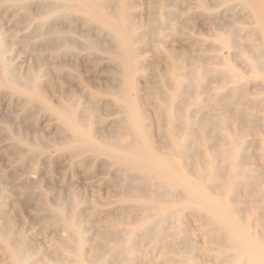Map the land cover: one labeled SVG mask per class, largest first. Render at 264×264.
<instances>
[{"label":"bare ground","instance_id":"6f19581e","mask_svg":"<svg viewBox=\"0 0 264 264\" xmlns=\"http://www.w3.org/2000/svg\"><path fill=\"white\" fill-rule=\"evenodd\" d=\"M31 2L38 6L37 21L26 24L25 38L0 31V96L25 113L19 117L15 109L0 116L8 154L14 155L8 160L26 173L47 161L50 150L66 155L72 167L100 159L115 172L119 206L105 209V201L88 202L74 189L48 184L35 192V179L26 177L21 187L0 174V264L41 260L28 235L13 225L9 206L16 203L7 189L40 202L43 226L61 225L63 235L50 242L53 262L264 264V0H146L144 17L134 0H0L28 19ZM233 2L246 12L249 28L226 18ZM74 13L107 43L93 34L83 36L81 45L71 39ZM194 16L214 26L210 43L184 26ZM181 38L188 41L185 51L174 46ZM31 39L49 43L52 53L23 70L9 53L17 43L29 49ZM75 48L86 56L105 51L115 82L87 92L64 87V58L75 59ZM149 53L163 61L161 70L149 63ZM53 75L61 82L57 95ZM99 111L114 115L110 129L103 127ZM39 117L52 119V138L37 132ZM185 215L198 222L195 229L204 237L198 245L201 262L193 257L197 247ZM141 242L149 249H139ZM62 251L67 257L57 255Z\"/></svg>","mask_w":264,"mask_h":264},{"label":"rangeland","instance_id":"374dc122","mask_svg":"<svg viewBox=\"0 0 264 264\" xmlns=\"http://www.w3.org/2000/svg\"><path fill=\"white\" fill-rule=\"evenodd\" d=\"M134 2L139 7V13H142V14H140L141 17L143 16V14L146 16V14H148L147 11L149 10V7L146 6V5H148L146 0H134ZM31 3L34 4L35 7L33 5V8H34L33 9L32 5L30 4V7L32 8L30 10H32V12L34 14L31 12V15L33 14V16L30 15L29 19H28L27 15L23 14V12H19V11H15V10L13 11L10 8H7V7L2 6L0 4V31H2V32L4 31L3 33H5L6 35H9V37L16 36L20 40L25 38L26 29H27L26 24L27 23H32V25H34V24H36V21H37V16H36L37 13L36 12L38 11L37 10L38 6L35 3H33V2H31ZM233 5L234 6L231 7L233 9H230L231 11L230 10L226 11V16H227L226 18L227 19H231L232 18L233 20H235L234 22L237 24V26H243V27H248L249 28L250 26H248V24L245 23V21L248 20V17L246 16V12L244 10H242L237 3L234 4V2H233ZM183 7H185V4L183 5ZM235 12L238 15H235ZM15 15H17V16H15ZM235 16L239 17L238 20L236 19ZM15 17H16L17 22L15 21ZM23 17L25 18L24 19L25 21L22 20ZM72 17H73V20H74L73 25H72L74 30L71 29V31L69 32V34H70L69 36L71 37V39H74L75 42L78 45H81V40H82L83 36H91L92 34H93L92 36L95 35L94 38H97L98 40L101 41L102 45L107 43L103 39V35H100V34L96 33L95 31H93L91 29L89 30V28L87 26L83 25V23L81 22L80 18L75 13H74V15H72ZM18 19H19V21H18ZM20 20H22V21L20 22ZM27 20L28 21L30 20V21L26 22ZM184 26L187 28V31L192 33L193 37H197V38L200 37V38H202V40H206L208 43L211 42L210 34L212 33V31L215 30V28H213L214 26L212 24L203 23L201 21V18H199V17L196 18L194 16L192 20H189V22L184 23ZM204 32H206V33H204ZM49 36L53 37L54 33L53 32H49ZM28 45L29 46H26V47L27 48L29 47V49L25 50L24 46H22L21 43H17L16 45H14L12 47V49H11V51L9 53V55L11 54L10 58L12 60L15 59L14 63L16 65H18V67L20 69H23V68L26 69V66L29 68L30 66L39 65V62H38L39 57H41L43 60L44 59L46 60L47 58H49V56L52 53V50L49 49V43H47V42H45V44H44V41H39V40L36 41L34 39H31V40H29ZM43 46H44V48H42ZM174 46H175V49L177 51H183V50L185 51V50H187L189 48L188 47V41L185 40L184 38L178 39L174 43ZM30 47H31V49H30ZM35 48H36V50H35ZM12 54H14V55H12ZM72 55L74 56L73 58H75V59H70L68 57L64 58L65 61L67 60L65 62L64 69H63V73H64V76H65V79L63 80L65 82L63 84L64 87H66V88L69 87L71 89H76V90H81L82 92H87V91H85L86 89L92 90V89H94V86H95V88H103L104 85H109L110 83H114L115 82L114 80H112V72H113V67L112 66H113V64H112L110 58L108 57V54L105 51H103L100 48H98V49H96L94 51V53L91 56H86L85 52L82 49L75 48V49H73ZM151 55H152V57H151ZM32 56H34V57L31 58ZM99 56H100V58L98 59ZM147 57H148L147 58L148 61H152V59H153L152 63L151 62H149V63L152 64L155 68L157 67L156 68L157 70H161L163 68V63H162L163 61L160 63L161 59L159 57H157V56H155V55H153L151 53H149L147 55ZM29 58H30V60H29ZM93 58H95V59L93 60ZM90 59H92V60H90ZM156 59L158 60V62L156 61ZM82 60L84 61V63H83ZM71 61H72V63H71ZM154 61L157 62V63H155ZM16 62H19V63L21 62V63L18 64ZM68 62H70V63H68ZM73 62H75V63L73 64ZM33 63H35V64L33 65ZM83 64H85V66ZM70 65H72V66L70 67ZM90 65L93 66V67H91ZM86 66H88L87 69L85 68ZM25 69H23V70H25ZM109 78H110V80H109ZM107 79L110 82H108ZM53 82H54V85H56V87H57L56 90H54V93H56V95H57V91H60L59 85L61 86V84H60L61 82H60L59 78L56 77V75H53V77H52V83ZM55 83H57V84H55ZM102 85H103V87H101ZM90 86H92L93 88H91ZM62 89L64 90V88H62ZM3 96H5V95L2 94V96H0V116H5L7 113H9L10 110H11L10 113L11 112L13 113V111L15 109L16 110L18 109V111H16V110L14 111L15 114H17L19 117H23V116L25 117V113L22 110L20 104H18V103L15 104L16 102H13V103L10 102L9 103V99L5 98ZM102 98H101V100L105 99V97H102ZM1 102H3V103H1ZM8 104H10V105H8ZM102 104H103V102H102ZM11 107H14V109L12 110ZM98 114H99V117L101 118L103 127H105V129H110V126H111V124H112V122L114 120V115L113 114H108L105 111H99ZM43 118L44 117H42V119H41V117H39V119H38L39 121H37L38 122L37 125H36V129H38L37 132L40 133L41 135H43L44 137L52 138L55 135V126L53 124V121L50 118H45V119H43ZM46 119L47 120L50 119L49 122H48L49 124L47 123ZM150 122H153V119H151ZM106 123H108L107 126H106ZM26 124H27V126H29V123H26ZM153 125L154 124L152 123V126ZM107 127H109V128H107ZM152 131H153V136L156 139H161L162 138V133L160 131L158 132L154 128L152 129ZM52 132H54V133H52ZM3 134H4L3 130H0V141H1L0 142V150H1L0 151V174L2 176H5L9 182L11 181L12 183L15 182V183H18V185H20V184L22 185L23 184L22 180L25 179L26 177H30L32 181H34V179H35V181H37V185L38 186L33 188L35 190V192H37V191L40 192V191L46 189L47 188L46 184H48V186L51 185V186H53L56 189H63V191H66L67 189H74L77 192L79 197L85 198L86 201H88V202H92V201L96 200L97 202L99 201V202L104 203V201H105V203H104V204H106L104 206L105 209H109V210L113 209L114 210L116 208V206H119V204L115 201V196H116V191H115L116 182L115 181H117L116 180L117 178L115 177L116 176L115 172L111 168L104 167V165L100 163V162H102V160L97 159L96 161L91 162V164H89V165L88 164L82 165V167L80 165L77 166V167H72L70 165V160H69V158L66 155H63V154H60V153L56 154L55 151L50 150V158L47 161H45L44 163L42 162L40 165L35 166L29 172L27 171L25 173L26 168H24L23 170L21 168L15 169V163H12V162H10L11 160H8L9 158L12 159L13 158L12 156H14V155H12V153L8 154V152L10 153V151L7 150L8 145H9V140L7 138L5 139V136ZM2 135H3V137H2ZM1 146H3V147H1ZM5 153H7V154H5ZM97 163H98L99 166L97 165ZM6 165L8 167H6ZM61 165H63V166L61 167ZM100 169H102V170L100 171ZM111 170H112L113 174L110 172ZM41 171H44V172H41ZM41 173H42V175H41ZM74 174H76V175H74ZM46 175H47V177H46ZM67 175L69 177H67ZM99 176H100L101 179H99ZM41 177L45 178V181H46L45 183L43 182L44 178H41ZM9 178H11V179H9ZM47 178H49L50 180L47 179ZM67 179H68V181H67ZM70 179H73V180H70ZM103 179H104V181H103ZM69 180H70V183L72 182L71 184L69 183ZM66 181H67L68 184L66 183ZM58 182H60V183H58ZM23 185L21 187H25V183ZM93 186H95V187H93ZM77 187H79V188L81 187V188L79 189ZM87 188H89V189H87ZM86 190L88 191V193H87ZM5 192L10 194V196H12L13 200H15L14 203H16V205L14 204L12 206H9V212H10V215H11V218H12L11 220L13 222V225H14V227L16 229H18L19 231H22L23 233H25L26 236L28 235L27 239H28V241H29V243H30V245L32 247V250L35 253H37V255L39 257H41L40 258L41 260H39V264H41L43 262H45V263L49 262L51 264H65V263H62V262H53L56 253H54V251H53L54 249L51 247V243L54 242V241H58V238H60L63 235V232L60 229L61 225L60 224H58V225H48V226H43L42 225L40 212L36 209L37 204H39L40 202L37 201L36 198H35V200L33 201V204H32L31 200L33 198L32 199L23 198V197H21V195H18L16 190H12L11 191L10 189H7V190H5ZM99 195L100 196L102 195L101 198H100ZM29 205H31V206H29ZM23 209H25V210H23ZM14 210H15V212H14ZM48 211L49 210H47V212ZM12 212H14V213H12ZM12 214H13V216H12ZM35 215H36V217H35ZM101 217L102 216L100 215L98 220L101 221ZM123 219H124L123 216L119 217L120 221H122ZM183 220L187 224V228H188L189 236H190L191 240L194 242L195 246L197 247V248L195 247L196 249L193 250V252H196V253H194L193 257H195L196 259H199L200 262H201V261H203L204 257L201 256V253L199 252V248H198L199 246L198 245H199V242H200V245H201V243H203L204 237L203 236L201 237V235L198 234V232L196 231V229H198V222L196 220L192 219V217L190 215H185L183 217ZM190 223H191V225L193 224L194 226L193 225L191 226ZM97 224L101 226L102 222L98 221ZM40 225H41V227H40ZM121 226H124V225L122 224ZM43 232H45V233H43ZM200 237H201V239H200ZM197 238H199V239H197ZM47 241H49V242H47ZM147 248L149 249L148 245L146 243H144V242H141L139 249L147 250ZM41 249L43 251H45V250L46 251L43 252ZM40 251H42V252H40ZM65 253L66 252L62 251V252H58L57 255L60 254V256L65 258V257H67V255ZM154 254H155V252H154ZM199 255L201 257H199ZM50 257H52L53 259H50ZM149 258L151 260H153L156 257L155 256L153 257V255L151 256V254H150ZM199 260H197V261H199ZM1 261H2V259L0 257V262ZM143 263L147 264L146 262H143Z\"/></svg>","mask_w":264,"mask_h":264}]
</instances>
